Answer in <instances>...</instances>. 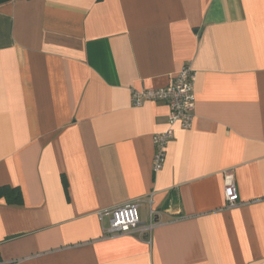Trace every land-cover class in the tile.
<instances>
[{
  "label": "crops",
  "instance_id": "0c3cea01",
  "mask_svg": "<svg viewBox=\"0 0 264 264\" xmlns=\"http://www.w3.org/2000/svg\"><path fill=\"white\" fill-rule=\"evenodd\" d=\"M184 65L193 124L155 172L170 109L132 91ZM4 186L23 202L0 200L1 264H264V0L0 3ZM129 202L156 226L108 236Z\"/></svg>",
  "mask_w": 264,
  "mask_h": 264
},
{
  "label": "built area",
  "instance_id": "2783aa9c",
  "mask_svg": "<svg viewBox=\"0 0 264 264\" xmlns=\"http://www.w3.org/2000/svg\"><path fill=\"white\" fill-rule=\"evenodd\" d=\"M195 81L196 74L192 67L184 65L180 72L170 79L167 87L132 91V103L135 107H140L147 101H160L166 103L170 109L169 128L153 138L155 147L153 169L155 172H159L164 166L167 146L173 138L174 127L179 125L185 130L192 127L196 105ZM224 194L228 207H236L240 203L235 177L231 173L226 175ZM107 215L110 217L109 227L106 230L108 236H118L135 231L150 233L156 226L153 219L147 226H141L138 205L133 202L116 207Z\"/></svg>",
  "mask_w": 264,
  "mask_h": 264
},
{
  "label": "trees",
  "instance_id": "16d2710c",
  "mask_svg": "<svg viewBox=\"0 0 264 264\" xmlns=\"http://www.w3.org/2000/svg\"><path fill=\"white\" fill-rule=\"evenodd\" d=\"M11 0H0V3ZM5 199L9 204L21 205L23 202L22 193L20 189L10 186L0 187V200Z\"/></svg>",
  "mask_w": 264,
  "mask_h": 264
}]
</instances>
